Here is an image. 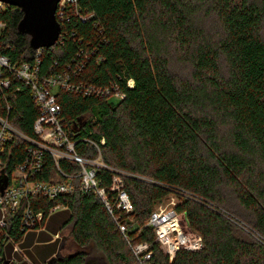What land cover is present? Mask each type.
Returning <instances> with one entry per match:
<instances>
[{
	"label": "trees",
	"instance_id": "16d2710c",
	"mask_svg": "<svg viewBox=\"0 0 264 264\" xmlns=\"http://www.w3.org/2000/svg\"><path fill=\"white\" fill-rule=\"evenodd\" d=\"M78 4L93 17L67 12L56 45L41 50L19 30L23 11L6 6L0 54L15 66L39 60L40 77L67 71L71 83L112 90L111 96L59 90L57 102L76 154L100 156L104 164L96 169L99 187L109 190L116 173L123 177L134 211L115 216L129 223L130 240L149 243L157 264H264V0ZM4 77L10 86L0 89V117L35 137L39 108L31 87L10 72ZM115 93L123 98L113 99ZM25 146L18 137L6 146L1 158L8 174L23 161ZM58 165L72 178V192L28 200L45 217L57 206L70 212L61 232L70 228L76 251L64 255L65 242L53 264L93 257L139 264L101 198L81 191L80 166L68 159ZM57 169L48 156L43 179ZM170 196L203 240L200 251L180 250L173 261L148 225L155 206ZM7 230L13 243L23 240L19 215ZM47 247L43 261L58 245ZM4 253L10 257L1 244L0 264Z\"/></svg>",
	"mask_w": 264,
	"mask_h": 264
},
{
	"label": "built area",
	"instance_id": "2783aa9c",
	"mask_svg": "<svg viewBox=\"0 0 264 264\" xmlns=\"http://www.w3.org/2000/svg\"><path fill=\"white\" fill-rule=\"evenodd\" d=\"M79 0H61L58 4L57 19L64 20L66 13L73 11L75 15L86 20L90 16L82 15L78 4ZM9 6L0 2V11ZM4 28V23L0 22V32ZM61 37V36H60ZM39 60L35 63H22L13 65L9 58L0 54V89L10 86V79L4 77L5 72H10L17 79L31 87L33 99L39 108V117L35 121L33 128L35 137H27L13 128L7 119L0 117V175L8 177V185L4 192L0 190V245L3 244L4 250L9 243L13 244L14 254H20L25 261L28 258L17 243H13L9 238L8 227L11 218L19 215L20 228L25 235L29 231L39 230L45 218L58 208H52L48 215L42 210H35L28 200L37 201L39 198L53 200L59 196L70 194L73 190L72 178L63 173L59 168V161L68 159L76 162L81 171L80 188L84 193L94 192L104 202L108 212L113 216L119 232L124 236L139 264H157L154 261V254L151 246L147 242L134 244L129 238L130 225L121 218L115 216L117 210L123 214H131L134 205L130 195L125 189L123 177L116 173L112 179L109 190L99 187L97 181V167L104 164L99 156L98 159L91 160L76 154L75 143L68 136L62 118L61 106L57 102L59 90H66L72 93H83L90 95L111 96L112 90L109 88H99L83 83L75 84L70 82V75L67 71L64 74L40 77ZM83 66V65H82ZM78 69V71L82 68ZM77 74V71L74 72ZM132 86V81H129ZM115 100H120L123 95L115 93L112 96ZM18 137L25 143V156L18 167L8 174L3 166L1 156L5 153L6 146ZM102 143L104 141L102 140ZM50 156L57 165V173H53L48 180L43 179L44 168L47 157ZM65 181H61V177ZM183 215L176 212L174 208L155 209L150 217L148 225L153 229L155 242L159 244L169 261H173L180 250L197 252L203 248L201 236L192 231L188 225L187 229L181 226ZM132 222V220H129ZM15 255V257H16ZM6 259V264H16L17 259ZM46 263V262H45Z\"/></svg>",
	"mask_w": 264,
	"mask_h": 264
},
{
	"label": "water",
	"instance_id": "95a60500",
	"mask_svg": "<svg viewBox=\"0 0 264 264\" xmlns=\"http://www.w3.org/2000/svg\"><path fill=\"white\" fill-rule=\"evenodd\" d=\"M61 0H0L9 6L23 11L19 30L30 36V46L34 50L52 48L58 42L62 28L57 19L58 4ZM8 185V177L0 175V190L3 193ZM66 238H63L57 254L48 263L53 264L59 258ZM85 264H105L102 258H89Z\"/></svg>",
	"mask_w": 264,
	"mask_h": 264
},
{
	"label": "crops",
	"instance_id": "0c3cea01",
	"mask_svg": "<svg viewBox=\"0 0 264 264\" xmlns=\"http://www.w3.org/2000/svg\"><path fill=\"white\" fill-rule=\"evenodd\" d=\"M69 214L70 212L67 208H58L45 218L43 225L39 230L29 231L24 236L21 241V248L23 252L32 260L31 264L38 263L41 259L40 256L38 257L35 253H33L38 244H42L44 246L58 245V248L55 250L52 257L57 254L63 240L60 238L59 234L61 233V228L65 221H67ZM51 258L46 261H41V263L47 262ZM20 264H26V262H21Z\"/></svg>",
	"mask_w": 264,
	"mask_h": 264
},
{
	"label": "rangeland",
	"instance_id": "374dc122",
	"mask_svg": "<svg viewBox=\"0 0 264 264\" xmlns=\"http://www.w3.org/2000/svg\"><path fill=\"white\" fill-rule=\"evenodd\" d=\"M177 203V199L176 197L174 196H170L168 197L167 199L163 200L161 203H159L157 206H155L154 210L155 209H158V208H163V209H170V208H174V206L176 205ZM181 226L185 229L186 226H187V222L185 221V217H182L181 218ZM60 238H66L65 242H66V247L64 248V251H63V254L64 255H67V254H70V253H73L76 251V247L72 245V241L69 239V236H70V228H66L64 229L60 234H59ZM37 244V243H36ZM18 246L21 248V242L18 243ZM13 244L12 243H9L6 247V249H10V257H7L6 253H4V258L5 259H13V256L15 257L16 254H14V250H13ZM22 249V248H21ZM49 249V247H47L46 245H42V244H38L33 253H35L38 257H39V254H42L44 253L45 251H47ZM25 256L28 258V261H32L26 254ZM18 261V263L16 264H20L21 262H26V264H28L27 261H25L23 259V257L20 255V254H17L16 257H15ZM41 261H43L42 259H40V261H38V263H35V264H43L41 263ZM33 263V262H32Z\"/></svg>",
	"mask_w": 264,
	"mask_h": 264
}]
</instances>
